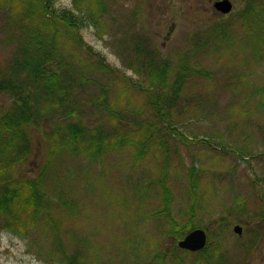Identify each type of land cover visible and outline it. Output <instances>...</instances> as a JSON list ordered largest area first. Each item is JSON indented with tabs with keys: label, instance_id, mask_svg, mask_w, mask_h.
Segmentation results:
<instances>
[{
	"label": "rangeland",
	"instance_id": "374dc122",
	"mask_svg": "<svg viewBox=\"0 0 264 264\" xmlns=\"http://www.w3.org/2000/svg\"><path fill=\"white\" fill-rule=\"evenodd\" d=\"M216 1L108 0L100 19L75 30L78 46L58 23L64 38L45 67L65 77L49 104L38 101L43 87L34 78L20 71L9 76L22 63L32 25L44 19L43 0H0V81L13 92L0 93V118L19 105L15 81L36 95L18 145L22 159L5 173L36 178L46 161V185L57 201L69 203L28 201L33 210L19 219L30 226L23 235L7 227L0 211V264H65L58 241L65 255L78 253L84 264H158V248L169 253L168 264H264V32L256 41L262 21L255 11L244 13L251 0H230V14L217 11ZM50 2L58 11L75 8L74 0ZM218 22L228 30L222 37L233 39L228 46L208 30ZM145 54L157 67L168 63L171 82L190 67L177 106L165 113L168 104L161 105L164 120L152 107L161 89L138 64ZM68 123L134 141L153 124V150L141 160L136 148L123 147L98 162L63 154L65 162L54 154V133ZM192 167L198 199L190 194ZM170 217L179 226L193 218L194 226L207 228L210 253L174 251Z\"/></svg>",
	"mask_w": 264,
	"mask_h": 264
},
{
	"label": "trees",
	"instance_id": "16d2710c",
	"mask_svg": "<svg viewBox=\"0 0 264 264\" xmlns=\"http://www.w3.org/2000/svg\"><path fill=\"white\" fill-rule=\"evenodd\" d=\"M107 1L108 0H74L75 8L73 10L62 9L61 11H58L51 8L50 0H43V5L45 7L43 9L45 15L44 19L41 21V23L32 25L29 35V37L32 36V38L28 39L29 44L27 42V46L25 44V52L23 53L22 63L19 64V67L14 65L16 71L11 73L9 76H18L16 74L18 71H20L22 76H31L34 78L33 80L35 82L40 83V86L43 87V94L38 97V101L41 102L44 100L45 102L48 101L47 99H54L57 89H63V87H60L59 83L60 80L65 77V74H63L60 78V74L48 71L45 66L52 57L49 55L51 54L50 51L53 52V50H56L57 46L60 44V40L64 38L58 33L60 30L58 31L57 24L61 23L65 28L68 29V32L70 33L67 34L68 38L72 44L78 46V38L76 36L75 30L79 32L80 28L86 22H90L91 19H100L101 16L105 14L106 11H108ZM248 5L249 6L244 11V13L249 14L250 11H255V14L258 13V18L262 21L261 28L263 31H259V35L256 40L258 41L264 32V0H251ZM74 11L78 12L79 14ZM253 25L256 30L260 28L255 23ZM225 27L226 26L218 22L208 29L209 31H212V34L215 33L216 42L221 47H223L222 45L226 46V43L230 44V42H233V39L226 41V38L222 37L223 35L227 37L228 34V30ZM139 50L143 51L142 49ZM145 55L147 60L142 61L141 63L138 62V64L143 66L145 70H148L149 77L151 78L152 82H154L153 86L161 89V92L156 94V98L153 101L155 106L152 107L158 113H160L159 116L164 120L163 109L166 108V106L161 105L168 104V109L164 110L165 113L169 111V108L177 106V100L182 96L181 92L184 87V77L190 71V67L186 65L181 71L180 77H177L173 82H171V76L168 73V63L162 62L160 63L161 66L157 67L155 66V60L151 58L150 55ZM21 71L25 73H22ZM0 83V93L5 92L4 90L11 92V88L5 85L2 80ZM12 85L17 90L22 89V92L21 95H18L17 100L19 105L16 106L15 111H8L3 117L0 118V179L3 181V184L0 188V211L2 214H4L5 219L9 223L7 227L19 235H23L29 231L30 226L28 228L26 227L28 221L22 225L19 219L21 216H26V211L29 210V213L32 212L33 206L31 204H26L28 201L31 200L35 207L39 206V203L43 198L48 200L47 204H53V202L56 201L54 204H58L60 207H64L62 205H69V203H67L65 200V202L61 204L59 197H57V201L55 197L56 194L51 193V190L46 185L48 180L47 176L49 174V170L45 169V163H47L46 161L43 165L42 173H40L36 178H27L21 180L15 176H12L11 174L5 173V171L9 170V168L15 162L22 159V157L19 155L18 145L24 139V122L27 123L28 120L31 121V104L36 101V95L26 86L22 87L21 82L15 81V83ZM25 85L28 84L25 83ZM168 85L171 87L170 89H168ZM163 91L166 94H164ZM161 94L164 95V97H160ZM56 100L58 101V99ZM52 102L53 101H48L49 104ZM261 105V107H264V104ZM43 115L44 114L42 112V116ZM42 116L37 119V122L40 121ZM149 125L151 127L145 130V136H143V140L134 141L132 138H128L126 136L112 140V138L107 133L99 128H91L81 123H68L66 126L59 128L54 133V137L56 138V143H54V154H61L62 160L64 161L65 159L63 154L74 158L81 157L98 162L102 160L109 152L121 149L123 147H134L138 151L136 154V159L141 160L147 155L148 152L150 153L153 150V143L156 135L155 129L157 126L153 124ZM181 135L183 136L182 133ZM165 170H167V168ZM197 175V168L192 167L189 171L191 185L190 194H192L194 199L200 198L198 194L200 182L197 179ZM255 183H259V181L255 180ZM162 189L164 195H169L167 188L163 186ZM167 204L170 206V202ZM75 208L76 206L73 209ZM43 209L44 207L42 210ZM169 209L170 208L167 206L168 211ZM76 211L77 209L73 212ZM39 214L34 219H30L32 223L39 217ZM169 222L171 228L169 231H167V234L169 233L178 240L181 239L182 236L188 234L194 228H205L200 225L194 226L195 221L193 218L187 220L183 225L180 226L172 217H170ZM53 229L56 230L55 227H53ZM220 244L221 241H218L216 247L220 246ZM210 245L211 242H209L205 249L198 252V254L201 255L202 253H210ZM63 246L64 245L59 241L55 246L57 251L61 254L60 256L62 257V262L65 264H84L80 262L78 253L74 255H65V252H63L65 249ZM175 247L176 248H174V251L180 250L177 245H175ZM127 252L131 254V250ZM168 255L169 253L158 248L156 250L155 259L157 260L158 264H160V262H162V264H168L166 258ZM172 255H174L175 260H179L182 263V260L179 257H177L175 254Z\"/></svg>",
	"mask_w": 264,
	"mask_h": 264
},
{
	"label": "water",
	"instance_id": "95a60500",
	"mask_svg": "<svg viewBox=\"0 0 264 264\" xmlns=\"http://www.w3.org/2000/svg\"><path fill=\"white\" fill-rule=\"evenodd\" d=\"M214 7L224 13L228 14L233 9V3L230 0H219L214 3ZM235 231L242 233V227L236 226ZM207 243V234L203 229H196L190 232L183 240L179 241L178 245L182 249L190 251H198L203 249Z\"/></svg>",
	"mask_w": 264,
	"mask_h": 264
}]
</instances>
